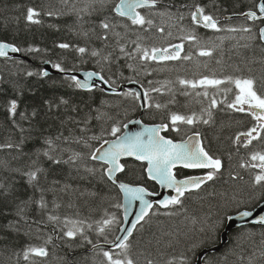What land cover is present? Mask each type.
Returning <instances> with one entry per match:
<instances>
[{"label":"trees","instance_id":"16d2710c","mask_svg":"<svg viewBox=\"0 0 264 264\" xmlns=\"http://www.w3.org/2000/svg\"><path fill=\"white\" fill-rule=\"evenodd\" d=\"M258 0H160L161 10H177L185 14L181 22L185 29H191L188 18L195 4L205 6L206 12L217 18L222 31L196 27L195 34L200 44L193 46L184 42V52L192 55V60L170 61L165 64H152L147 69L137 61L120 52L117 37L110 35L105 41L98 38L103 30L98 27L100 20L108 11L98 15H87L80 9L87 7L89 0H0V41L11 43L21 49L29 61L23 59L5 60L0 58V144H19V148L0 149V181L12 189V194L0 197V264H30L22 258L23 250L29 245L41 246L50 236L47 244L49 257L43 264H100L102 255L91 251L92 244L112 241L118 234L121 221V192L103 174L104 165L88 159L91 152L104 140L114 138L110 129L119 125L121 131L128 121L140 117L139 101L121 94L111 95L100 87L86 91L75 87L71 77L64 75H39L43 64H60L65 71L94 70L115 87L137 81L146 90L160 87L178 77L199 79L203 76L218 78L224 76L255 77L257 87L264 85V42L249 39L258 37L263 20L250 21L225 17L256 10ZM36 9L40 23L26 20L27 10ZM56 13L47 15L48 12ZM116 32L124 36L121 43L127 44L132 51V40L137 35L148 47H166L172 43H181V33L173 25L175 20L155 17L157 27H165V33L156 28L147 32L129 30L116 18ZM125 23H127L125 21ZM251 27L252 33L242 31L229 32V28ZM172 35L168 36L167 32ZM87 33L88 35H84ZM62 43L69 44L67 49L60 48ZM207 46L212 56L198 55L200 47ZM246 45V46H245ZM85 47L88 51L80 54L76 49ZM92 51L99 53L92 56ZM107 57V59H106ZM128 65H132L129 67ZM28 72L34 73L32 76ZM151 81V83H149ZM217 92L218 107L212 108V118L208 124L202 122L194 126L180 124V131L172 129L169 115L173 112L192 115L202 114L210 101L196 96L192 89H183L174 82L160 93L150 92L148 108L142 119L150 124H169L166 135L182 139L193 132H199L209 153L220 158L223 169L199 190L187 193L180 205L166 209L156 207L136 230L130 243L131 255L137 264H146V258L154 264H193L204 249H212L222 244V234L228 225L230 215L238 210L254 208L264 199V188L253 187L254 176L260 171L242 167L243 163H253V152L264 153V133L261 140L253 141L247 148L236 144L235 134L246 132L255 126L256 121L248 114L227 107L237 91ZM197 88L195 91H202ZM264 92V89H260ZM187 91L189 94H184ZM160 96V99H159ZM188 96V97H185ZM226 97V99H225ZM11 100L18 102L16 115L8 112ZM224 103H219L220 101ZM67 101V103H62ZM172 101V102H171ZM171 102V103H170ZM166 107L157 109L154 105ZM175 109V110H174ZM36 115L33 116L32 113ZM207 118L206 114H204ZM27 117V118H25ZM120 131V132H121ZM119 134V133H118ZM96 136L99 139L92 140ZM83 138V139H79ZM53 141L50 155L60 160L55 163L43 155L49 150L45 140ZM87 143H84V141ZM74 153H81L84 159L70 161ZM125 171L118 179L134 185H143L153 191L158 186L151 182L146 174V165L134 160L123 162ZM39 168L37 186L29 185L22 172ZM19 169L20 171H14ZM88 169H95L89 172ZM183 176L190 174L182 170ZM43 197L47 207L40 209L35 203ZM235 198V199H234ZM26 201L25 216L27 222L17 216V206ZM49 215L60 218V222L48 220ZM115 215L117 223L98 233V223ZM83 222L84 235L92 241L89 244L81 235L75 239L63 237L67 221ZM19 221V232L6 227L10 222ZM92 224V228L87 225ZM72 227L71 224L68 225ZM63 230V231H62ZM264 225H246L229 231L228 240L217 251L209 252L203 258L204 264H264ZM119 249L113 251L119 253ZM39 262L41 258H34Z\"/></svg>","mask_w":264,"mask_h":264},{"label":"snow or ice","instance_id":"6c2138e0","mask_svg":"<svg viewBox=\"0 0 264 264\" xmlns=\"http://www.w3.org/2000/svg\"><path fill=\"white\" fill-rule=\"evenodd\" d=\"M160 0H89L87 7L80 9V12L87 15H98L103 13L105 10L108 11V15H105L103 19L100 20L98 27L103 30L102 35L98 38L105 41L109 40L110 35L117 37V45L121 53L126 57H130L134 61H137L140 66L147 69L152 64H165L170 61H190L192 60V55L184 52V42H190L193 46L200 44V38L195 34L196 27H203L206 29H211L214 31H222L219 26L217 18L212 14L206 12L205 6L201 4H195L191 9L188 18L191 21V25L194 26L191 29H185L182 25V21L186 18L183 12L177 10L173 13L171 9L161 10L158 5ZM56 13L48 12L47 15H55ZM40 13L33 8L27 10L26 20L31 23H40L37 17ZM246 19L256 21L264 20V0H258L256 4V10H249L246 13H242ZM155 17L164 18L166 20H175L174 27L181 33L187 32V34L180 37L181 43H172L166 47H148L142 42L143 38L137 35L135 40L131 41L134 46L132 51L127 50V44L121 43L124 40V36L121 33L116 32L115 29L117 24L113 21L116 18H120V23L123 27L129 30H140L147 32L152 28H156L159 33H165L166 29L163 26L157 27L155 24ZM125 21L127 23H125ZM229 32L242 31L245 33H252L251 27H243L241 29L229 28ZM84 35H88L84 33ZM168 36L172 33L167 32ZM258 38L264 41V27L259 28L258 37L249 36V39ZM246 46V45H245ZM60 48L67 49L70 47L69 44L62 43L59 45ZM80 54H84L88 51L85 47H79L76 49ZM13 53L21 51L20 48L15 47L11 44L0 42V57H7L8 52ZM92 56L99 55L98 52L92 51ZM198 55L201 57L212 56V51L208 49L205 45L200 47L198 50ZM107 59V57H106ZM57 70L64 72L65 69L61 67L60 64L52 65ZM132 67V65H128ZM34 73L28 72L27 75L32 76ZM39 75L47 76L48 72L45 70ZM97 74L88 73L87 81H91L93 76ZM99 79L103 81L104 84L109 85L108 80H105L103 76H99ZM71 80L74 82L75 87L79 89L90 90L92 85L87 81H81L76 76H72ZM136 83V81H132ZM151 83V81L149 82ZM172 82H166L160 87H152L149 90L140 91L129 90L128 92L122 93L125 97H131L136 101L143 102L140 107L150 108L153 107L151 103H148L151 99L150 92L160 93L162 89H168V84ZM176 84L182 86L183 89H192L196 96H203L208 98L210 103L208 107L202 109L201 115H184L179 113H171L169 115L170 125L173 130L179 132L180 128L178 125L184 124L189 126H194L196 123L202 122L203 124H208L212 118V108L218 107V102L215 95L209 93L208 88L211 87L217 92H232L233 89L230 87L221 88V85H234L237 90L234 93V99L227 103L229 109H233L237 112L248 113L255 121V126L248 129L246 132H241L235 137V142L247 148L253 144V141L261 140V133H264V92L260 89H264V85H260V89L257 87V81L255 77H234L231 75L218 78L215 75L212 77L203 76L199 79H185L178 77L175 81ZM197 88L203 89L202 91H195ZM184 94H189L187 91ZM226 99V97H225ZM225 101H220L219 103H224ZM62 103H67V101H62ZM157 109L166 107V105L155 104ZM18 108V102L16 100H11L8 107V112L10 116H15ZM206 114L207 118H205ZM33 116L36 115L35 112L32 113ZM27 118V117H25ZM134 123H141V121H135ZM125 128L128 127L127 124L123 125ZM169 128V124H159L154 126H145L143 131L136 132L126 136H117L121 131L119 125H114L110 129V135L116 137L115 140L109 142L104 140L103 143L95 148L88 159L92 161L101 162L104 167L102 168L103 174L110 180L113 184H117L121 192L124 193L128 207H133L136 201L140 202V211L136 216L135 222L127 229L121 228L120 231L124 232L125 235L117 236L113 241L105 242L110 244V248L105 250L104 248L92 244V241L84 235L83 222H74L67 220L64 223V227L67 229L63 231V237L69 239H75L77 235L83 236V238L92 244L93 249L97 254L102 255L103 259L100 264H137L136 259L131 255L132 245L130 243V237L133 234V230L137 228V225L141 224V221H145L146 218H150V213H152L153 202L146 199L147 196L157 195L149 192L146 188L142 186H132L126 183L119 182L116 178L117 173L125 171L126 165L121 162L124 157H134L138 161H147V175L150 179L156 181L163 188L172 189L176 193L173 196L157 201L161 207L168 208L169 206L180 205L182 203V197L186 193L199 190L202 185L208 181H212L221 169V160L219 158H214L206 147L202 140L200 139L199 132H193L186 140L180 143L174 142L170 138H166L160 135L161 132L166 131ZM83 139V138H79ZM92 140L99 139V137L92 136ZM264 142V141H262ZM84 143H87L85 140ZM45 144L48 145L49 150L44 151L43 155L52 159L55 163H60L61 161L55 159L50 155V150L53 146V141L51 139L45 140ZM108 145V147H105ZM19 144L7 143L0 144V149L4 148H19ZM84 157L81 153H74L69 157L70 161L82 160ZM250 160L253 163L247 165H241L242 167H250L253 169H259L260 171L254 176L253 187L259 186L264 188V153L253 152L250 155ZM182 167L185 169H209L203 176L189 177L186 179H177V174L174 171L177 167ZM14 171H20L15 169ZM41 171L39 168L29 169L22 172V175L26 177L29 185L35 187L38 182V173ZM89 172H94L95 169H88ZM12 194V189L10 186L5 185L3 181H0V197L7 198ZM264 195V193H261ZM235 199V198H234ZM26 201H21L17 206V216L24 219L27 222L25 216V208L27 207ZM35 203L38 204L40 209L47 207V203L44 201L43 197ZM121 207V205H117ZM155 214V213H152ZM253 216L251 211L245 210L239 213L241 220L248 222L249 218ZM48 220L53 222H60V218L54 215H49ZM117 218L112 215L110 218L103 219L98 223V233L104 235L105 230L110 228L114 223H117ZM252 223L264 225V215H260L258 218L251 220ZM71 224L72 227L69 228L68 225ZM19 221L12 223L10 222L6 227L9 229H15L19 232ZM88 228H92V224L87 225ZM52 238L49 236L44 244L41 246L29 245L26 247L22 254L24 261H29L30 264H43L44 258L49 257V251L47 244L51 243ZM264 243V242H262ZM112 249H119V253H114ZM261 256H264V250L260 252ZM39 257L41 260L39 262L35 261L34 258ZM186 257H182L181 264H185ZM146 264H154L152 259L146 258ZM168 264H173V261L169 260Z\"/></svg>","mask_w":264,"mask_h":264},{"label":"water","instance_id":"95a60500","mask_svg":"<svg viewBox=\"0 0 264 264\" xmlns=\"http://www.w3.org/2000/svg\"><path fill=\"white\" fill-rule=\"evenodd\" d=\"M233 17H238V18H245V16L244 15H235V16H229V17H226L227 19H231V18H233ZM246 19V18H245ZM264 27V26H263ZM5 43H7V42H5ZM8 44H11V43H8ZM11 45H13V44H11ZM14 46V45H13ZM16 47V46H15ZM19 57H22V58H24V59H26V60H28L29 58H27V57H25V56H22L21 55V52L19 51V52H15V53H13V52H11V51H9L8 52V56L7 57H0V58H2V59H12V58H19ZM29 61V60H28ZM45 66H52L50 63H46L45 64ZM88 73H95V74H97V75H95V76H93V78H92V80L91 81H87V74ZM66 76H76V77H78L81 81H87L88 83H90L91 85H92V87H91V89L92 88H94V87H97V86H100L101 87V89H103V90H112V91H116L117 93L119 92V93H122L124 90H127V91H129V90H136V91H140L142 94H143V91H145V89H144V87L140 84V83H138V82H136V83H131V84H122V85H120V87L119 88H116V87H113L112 85H111V88H109V85H106V84H104L103 83V81H101L100 79H99V76H102L101 75V73H98V72H96V71H79V72H72V73H64ZM105 79V78H104ZM106 80V79H105ZM110 84V83H109ZM90 89V90H91ZM85 90V89H84ZM90 90H86V91H90ZM143 102V100H141L140 101V103H142ZM148 102V101H147ZM147 108H145V107H142V113L146 110ZM135 121H141V123H139V124H137V123H134ZM154 125H157V124H148V123H145L144 121H143V119H142V117L140 116V117H138V118H135V119H133V120H131V122L128 124V127H126V128H124V130H123V132L121 133V135H119V136H126V135H130V134H133V133H136V132H140V131H143V129H144V127L145 126H149V127H151V126H154ZM165 131H163V132H161L160 133V135H163V136H165L163 133H164ZM192 135V134H191ZM190 135V136H191ZM166 138H169V137H167V136H165ZM189 137V136H188ZM187 137V138H188ZM187 138H185V139H180V140H173L174 142H176V143H180V142H183L184 140H186ZM116 139V138H115ZM115 139H113V140H115ZM171 139V138H170ZM200 139L202 140V142H203V138H202V136L200 135ZM112 141V140H111ZM111 141H109V142H111ZM204 143V142H203ZM105 147H108V145H105ZM124 159H134V160H136L134 157H124V158H122L121 159V161L122 160H124ZM136 161H138V160H136ZM139 162H142V163H146V169H147V161H139ZM177 168H182V167H177ZM221 169H222V166H221ZM192 170V169H191ZM174 171H175V169H174ZM147 172V171H146ZM122 173V172H121ZM120 173H117L116 174V178H117V176L119 175ZM148 176V175H147ZM196 177V176H195ZM149 178V177H148ZM150 179V178H149ZM178 179V178H177ZM118 180V179H117ZM151 181H153V182H155L157 185H158V187H159V191L158 192H153L152 190H150V189H148L147 187H145V186H142V187H144V188H146L149 192H151V193H154V194H157V195H152V196H147L146 197V199H148V200H150V201H152L153 202V208L155 207V205L156 204H158V203H156L157 201H160V200H162V199H165V198H168V197H170L171 195H169V192H174V190H172V189H167V188H163V187H161V185L159 184V183H157L156 181H154V180H152V179H150ZM119 182H122V181H120V180H118ZM122 183H125V182H122ZM126 184H128V183H126ZM116 186H118L117 184H115ZM129 185H132V184H129ZM132 186H136V185H132ZM119 188V187H118ZM120 190V189H119ZM120 192H121V190H120ZM121 194H122V197H123V201H122V204H123V207H122V214H123V223H122V225H121V227H120V229L121 228H125V229H127V228H129L130 226H131V224L132 223H134L135 222V219H136V216L139 214V211H140V202L139 201H136L135 203H134V205H133V207H131V208H129L128 207V204H127V199H126V197H125V195H124V193L123 192H121ZM176 193L174 192V195H175ZM159 205V204H158ZM248 211H251L252 213H253V216L252 217H250L249 218V221L248 222H245V221H243V220H241L240 219V217H239V213L238 214H234V215H231L229 218H228V225L226 226V229H225V231L223 232V234H222V244L221 245H219V246H217V247H214V248H212V249H204L200 254H199V258H198V260L195 262V263H193V264H204L203 263V258H204V256H206L209 252H212V251H217V250H219L225 243H226V241L228 240V233H229V231L230 230H232V229H235V228H239V227H243V226H246V225H250V224H256V223H252L251 222V220H253V219H256V218H258L260 215H264V200H263V202L261 203V204H259L255 209H253V210H248ZM151 214V213H150ZM144 221H141V224L143 223ZM140 225V224H139ZM139 225H137V228H138V226ZM256 225H260V224H256ZM137 228L135 229V230H133V234H132V236L134 235V233L136 232V230H137ZM120 229H119V232H118V234H117V236H123V235H125V233L124 232H122V231H120ZM116 236V237H117ZM131 236V237H132ZM131 237H130V239H131ZM116 239V238H115ZM114 239V240H115ZM96 245H98V246H100V247H102V248H104V249H109L110 248V244L109 243H98V244H96ZM94 249H93V247L91 248V251H93ZM112 250H118V249H112Z\"/></svg>","mask_w":264,"mask_h":264},{"label":"bare ground","instance_id":"6f19581e","mask_svg":"<svg viewBox=\"0 0 264 264\" xmlns=\"http://www.w3.org/2000/svg\"><path fill=\"white\" fill-rule=\"evenodd\" d=\"M225 19H227L226 17H225ZM250 21H252V20H250ZM15 46V45H14ZM17 47V46H16ZM43 70L45 71H47L48 72V75H61V73L56 69V68H54L53 66H44L43 67ZM102 75V74H101ZM131 83H133V82H130V83H127V84H131ZM95 88H97V87H94V88H92L91 90H93V89H95ZM106 93H108V94H111V95H117V94H121V93H117L116 91H112V90H104ZM172 102V101H171ZM170 102V103H171ZM175 110V109H174ZM131 121H128L126 124L128 125L129 123H130ZM157 125H159V124H157ZM123 128H125V127H123ZM206 184V183H205Z\"/></svg>","mask_w":264,"mask_h":264},{"label":"flooded vegetation","instance_id":"af4514ba","mask_svg":"<svg viewBox=\"0 0 264 264\" xmlns=\"http://www.w3.org/2000/svg\"><path fill=\"white\" fill-rule=\"evenodd\" d=\"M237 136V134H235V136H234V140H235V137ZM236 143V142H235ZM237 144V143H236ZM243 147V146H242ZM245 148V147H244ZM244 165H247V163L246 162H244L243 163ZM182 177H183V173H182ZM187 177H189V176H187ZM187 177H185V178H187ZM243 207H241L240 208V210H238L237 212H236V214H238V213H240V212H242V211H245L244 209H242Z\"/></svg>","mask_w":264,"mask_h":264}]
</instances>
